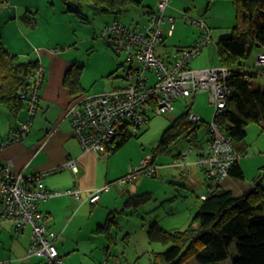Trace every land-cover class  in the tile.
<instances>
[{
  "label": "crops",
  "instance_id": "obj_1",
  "mask_svg": "<svg viewBox=\"0 0 264 264\" xmlns=\"http://www.w3.org/2000/svg\"><path fill=\"white\" fill-rule=\"evenodd\" d=\"M216 1L224 4V6L227 5V8L223 15L216 14L208 19L211 35L215 33V36L218 32L222 34L224 29L233 28L236 16L235 5L231 0ZM157 4L155 7L149 6V11L154 12L157 9ZM166 14L173 15L171 11L168 12V9ZM114 20L119 19H116L115 16L111 22ZM145 23L140 22L139 24L138 22L135 26L125 24L135 28H144ZM165 26L167 28L166 31L164 30L165 37L160 44L164 45L168 36H172L174 41L179 44L175 52H164L162 49L161 54H158L166 61L171 62L175 59L179 48L188 47L197 41L200 32L197 30V33L187 38L188 36L183 30L176 35L174 31L169 34L168 24ZM212 28H216L215 30L218 31H212ZM26 33H30V31ZM0 34L5 47L11 53L18 56H24L27 53L24 49L27 47L26 42L30 40L26 36L18 41H7L1 30ZM42 52L50 57L49 66L41 57L44 54L38 55L37 58L40 59V63L46 69L45 83L38 104V109L40 108L44 113L38 121H36L37 114H35L32 129L23 139L7 142L13 129L28 119V112L25 106L15 114L7 105L0 103V120H2L0 121V161L10 160L15 172L42 174V181L50 190H64L74 186L81 188L80 198L61 194L42 201L39 207L40 212L47 217V224L58 234L56 244L60 253L64 255L63 264H101L106 259L110 261L109 264H150L151 252L163 251L167 245L159 242L151 243L146 227L155 221L167 229L186 227L192 220L194 211L199 209L201 195L208 188V179L204 169L196 161L189 160L188 163L185 162L181 166L167 165V169L160 170L156 176L161 177L160 180L155 179L156 177H140L131 182L115 183L116 180L126 175L132 167L138 165L147 153L142 151L143 154H141L140 151L139 156L134 155L121 164H115V159L126 148L129 140L115 152L110 149L112 144L109 146V151L105 153L84 149L74 136L70 119L66 115L67 107L70 105L73 95L64 85V78L66 71L75 60L60 56L54 50H42ZM204 52L205 49L202 53ZM211 52L214 58L200 67L220 65L218 45H216L215 51ZM261 52H264V46H257L250 57L245 60L244 66L252 76L251 80L254 85L264 87V64L257 63L258 54ZM151 79L154 81L155 77L151 75ZM82 86L84 88L83 82ZM196 94L198 92L192 97L196 98ZM188 104L191 107L192 103L189 102ZM11 115L14 118H11ZM206 146L207 144L200 146L197 156L206 149ZM71 160L76 161L77 172L66 166ZM155 160L162 164H168L172 161L158 155ZM195 166L197 169H194ZM177 168L184 172L182 177L188 176V181L183 184L190 185L192 191L189 195L180 191L175 192V195L172 194V189H163L166 182L170 180L169 178L178 177L176 176ZM165 179L166 182H164ZM106 184H110V189L102 193L99 201L91 202L88 199L91 191ZM146 194L149 195L148 201H156L154 206L145 209L148 201L138 207L129 206V199ZM178 198H181L183 202H178ZM157 202H161L159 206L156 205ZM155 209L157 212H153ZM125 212H130L126 217L128 220L134 221L135 225L121 236L126 228L123 231L119 229L120 223L117 219L118 229L115 242L106 253L108 239L104 233L99 232V226L105 223L110 213H116L118 217L119 214ZM165 217L173 221L163 223ZM31 237L32 228L30 225H27L24 230L18 231L12 221L0 222V264H49L45 258L27 255ZM133 242H137L135 251L129 253L128 249ZM103 256L106 259H103ZM133 258H135L134 261H132ZM144 258L146 259L144 260ZM191 260H194V257Z\"/></svg>",
  "mask_w": 264,
  "mask_h": 264
},
{
  "label": "built area",
  "instance_id": "obj_2",
  "mask_svg": "<svg viewBox=\"0 0 264 264\" xmlns=\"http://www.w3.org/2000/svg\"><path fill=\"white\" fill-rule=\"evenodd\" d=\"M169 7L170 0H158L157 9L149 14L144 28H135L120 20L104 26L103 36L110 38L117 52L128 55L131 65L126 72L125 85L93 94L85 93L68 105L66 115L74 136L84 149L108 152L109 146L121 134L141 131L149 123L152 113L172 111L176 100L188 99L199 91L209 93L210 101L216 105V114L225 109L232 91L228 82L232 69L224 65L200 68L189 65V61L212 40L211 28L203 17L193 18L201 31L197 41L189 47L178 49L173 61H166L156 52V46L164 40L162 26L168 24L169 34L173 33L176 26V17L166 14ZM257 63L264 64V52L258 54ZM45 73L46 69L41 65L33 74V82L19 90V96L26 103L28 119L13 129L7 142L21 140L31 131L45 83ZM151 75L155 77L154 81ZM190 117L195 121L202 119L194 113ZM209 129L206 149L196 159L208 179L207 192L201 196L202 199L227 180L232 165L240 157L233 139L215 118L210 121ZM188 154L182 153V158L162 164L155 160L154 153H149L115 183L156 177L167 165L184 164ZM66 166L74 172L78 170L75 160L69 161ZM109 189L110 184L97 187L91 191L88 199L95 203ZM61 194L80 198L81 188L74 186L50 190L42 181V174L15 172L10 160L0 161V222L12 221L18 231L30 225L32 237L27 255L45 258L49 264H63L64 255L56 244L57 232L47 224V217L40 212L39 207L42 201ZM102 264H109V261L105 260Z\"/></svg>",
  "mask_w": 264,
  "mask_h": 264
},
{
  "label": "trees",
  "instance_id": "obj_3",
  "mask_svg": "<svg viewBox=\"0 0 264 264\" xmlns=\"http://www.w3.org/2000/svg\"><path fill=\"white\" fill-rule=\"evenodd\" d=\"M63 1L65 4L76 2L79 5L92 2L100 6L103 12L114 13L116 19L129 6L143 5L142 0ZM231 1L236 7L235 25L230 35L219 38L217 45L220 65L232 69L228 79L232 91L227 98L225 109L215 114L214 118L233 139L241 157L248 148L247 126L253 122L262 123L264 130V87L255 86L251 80L252 76L243 71L244 62L253 50L257 46H264V0ZM6 2L8 0H0V6ZM69 10L79 16L82 14L77 8ZM151 13L153 12L146 11V14ZM26 19L29 23L35 21L34 16ZM205 47L197 56L202 54ZM41 65L40 59L37 58L20 60L17 54L11 53L5 47L0 34V103L7 105L15 114L25 108L26 103L19 96V90L33 82V74ZM83 69L84 64L74 61L66 71L64 85L73 95L71 102L85 94L81 82ZM190 115V109L182 112L165 128L153 152L155 158L163 153L171 155L173 159L180 158L182 152L174 153L172 143L182 135H185L190 143L200 146L197 142L201 126L207 128L209 139L210 122L203 118L195 121ZM147 129L138 133L121 134L114 140L110 149L112 152L117 151L132 137L140 136ZM240 157L232 165L230 174L244 178ZM224 183L207 198H201L199 209L186 227L171 230L156 221L149 225L147 234L150 242L167 245L163 251L151 252L150 264H185L193 257L200 264H216L229 257L234 241H237L238 255L231 264H264V187L259 184L236 195L232 189L225 187ZM148 200V194L137 196L129 199V206L138 207ZM116 217V213H110L105 223L99 226V232L104 233L108 239L106 253L115 242L118 229Z\"/></svg>",
  "mask_w": 264,
  "mask_h": 264
},
{
  "label": "rangeland",
  "instance_id": "obj_4",
  "mask_svg": "<svg viewBox=\"0 0 264 264\" xmlns=\"http://www.w3.org/2000/svg\"><path fill=\"white\" fill-rule=\"evenodd\" d=\"M157 1L143 0L142 6L131 5L123 10L118 19L133 26L138 24V22L139 24L140 22L145 23L148 21L149 14L144 13L150 9L149 6L155 7ZM170 2L168 12L171 11L177 19L176 29L174 30L175 35L183 30L185 35L188 36L187 38L197 33V30L201 33L199 27L193 22V18L203 17L210 26L208 19H211L216 14L219 16L223 15L227 8V5L224 6V4L216 0L212 2L208 0H170ZM232 7L234 8V6ZM69 8H77L82 14L79 16L76 12L69 10ZM27 11L28 14L26 16ZM32 16L35 17V21L29 23L26 17L30 18ZM115 16L112 12H103L100 6L92 2H83L79 5L76 2L65 4L63 0H8V2L0 6V30L4 33L7 41H18L23 39V36H26L30 40L26 42L27 47L24 49L27 53L24 56L19 55L20 60L35 59L38 58V55L44 54L41 57L44 58V62H47L46 65L49 66L50 57L45 55L42 50H54L60 56L62 55L68 59L72 58L84 64L82 73V82L85 88L84 93L93 94L123 86L127 82L125 76L127 69L131 65L128 55L124 52H117L110 38L103 36L104 26L108 22H111ZM219 20L222 19L219 18ZM166 29L165 25L162 26V30L166 31ZM215 29L212 28V31H218ZM27 31H30L31 34L26 33ZM231 33L232 28L224 29L222 34L218 32L216 36L214 33L211 42L205 47V52L193 58L191 66L200 68V66L205 65L213 59L214 56L211 51H215L219 38ZM166 39L167 41L164 45L159 44L156 46L157 53H160L162 49L164 52L176 51L179 43L174 41L172 36H168ZM189 102L192 103L191 107L188 104ZM188 109L191 110V113L204 118L207 122L212 121L216 114V105L209 100V93L207 91H199L196 94V98L192 96L188 99L180 98L175 101L174 110L164 114H152L149 123L142 127L141 131L145 128L148 129L140 136L132 137L128 141L126 148L118 154L114 163L121 164L124 160L134 157V155L139 156L140 151L141 154H143L142 151L145 154L153 153L165 128L171 124V121L176 116ZM42 113L44 111L39 108L38 112H36V121L41 118ZM11 118L14 117L11 115ZM198 138L199 142L197 144L200 146L207 144L208 134L205 126H201L198 130ZM246 141L248 143L247 152L240 157L244 178H237L230 174L224 183V186L231 188L236 195H240L255 187L260 181L264 187V130L262 123L253 122L247 126ZM172 146L174 153L189 152V156L185 160L186 163L189 160L196 161L200 146L190 143L185 135L179 137L172 143ZM143 148L145 149L143 150ZM158 156L166 158V160H172V156L166 153L159 154ZM163 169L166 170L167 168ZM194 169H197L196 166ZM182 174H184L182 169L177 168L176 176L178 177L174 179L169 178V181L165 179L164 182H167L163 189H172L173 191L171 192L175 195V192L179 191L189 195L192 191L190 185L186 186L183 184L188 181V176L182 177ZM155 179L160 180L162 178L156 177ZM176 199L177 197L174 199L175 202ZM177 201L183 202L181 198H178ZM155 202V200L148 201L145 209L146 207L150 208L152 205L154 206ZM160 203L157 202L156 205L159 206ZM153 212H157V209L153 210ZM129 213L125 212L119 214L117 217L120 223L119 229L123 231L126 228V231L122 232L121 236L135 225L134 221L128 220V217H126ZM195 213L194 211L193 214ZM147 216L150 215L147 214ZM163 220V223L173 221L168 220L166 217ZM148 227H146V231ZM236 244L237 241H234L231 245L229 257L216 264H231L235 256L238 255ZM136 245L137 242H133L130 245L128 249L129 253H134ZM131 255L133 256V254ZM103 259H106L105 256H103ZM185 264L200 263L196 259H190Z\"/></svg>",
  "mask_w": 264,
  "mask_h": 264
},
{
  "label": "water",
  "instance_id": "obj_5",
  "mask_svg": "<svg viewBox=\"0 0 264 264\" xmlns=\"http://www.w3.org/2000/svg\"><path fill=\"white\" fill-rule=\"evenodd\" d=\"M259 184H261V181H260V182H258V185H259Z\"/></svg>",
  "mask_w": 264,
  "mask_h": 264
}]
</instances>
